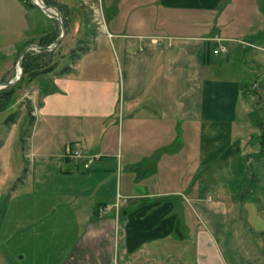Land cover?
<instances>
[{
	"label": "crops",
	"instance_id": "crops-1",
	"mask_svg": "<svg viewBox=\"0 0 264 264\" xmlns=\"http://www.w3.org/2000/svg\"><path fill=\"white\" fill-rule=\"evenodd\" d=\"M115 1H103L102 25L94 23L81 1L80 12L72 15L74 21L68 22L66 16V35L53 50L59 53L69 38L65 47L74 52L75 41L80 40L84 43L80 57L67 63L55 58L53 69L26 81H38L31 129L26 139L19 129L9 150H1L10 158L13 195L23 198L38 191L40 197L54 192L51 197L59 199L52 203V214H47L52 215L50 222L43 221L51 231H60V226L69 229L66 245L71 247L58 264H128L144 245L154 246L163 239L179 245L187 240L191 206L194 213L207 212L202 194L196 192L198 184L191 186L192 179L206 163L219 156L232 157L242 148L223 119L237 116L243 82L223 78L222 63L207 64L202 42L194 49L182 44L175 52V39L213 40L217 47H227L226 56L241 43L244 49L252 47L249 41L264 49V42H258L264 38V0ZM15 2L27 25L25 6L21 0ZM110 4L112 14L106 10ZM213 23L215 34L208 35ZM23 26L11 41L13 55H20L19 45L32 44L30 37L37 38L39 45H49L62 33L60 25L59 33L48 41L51 32L28 33ZM93 36L99 40L91 42ZM186 53L196 55L192 71L199 74L196 80H204L205 92L197 98L202 102L196 110L200 124L183 130L178 154H165L161 151L175 141L176 112L192 117L187 110L190 95L178 92L176 96L173 89L188 85L195 75L184 67L177 72L176 64ZM14 63L12 59L9 70ZM217 86L230 88L224 101L217 100ZM13 145H21L18 158ZM76 148H83L86 155L72 158L69 153ZM192 148L198 151L197 160L187 169ZM30 154L34 157L32 188L27 185L31 165H25ZM232 206L229 203L228 208ZM209 234L218 242L215 234ZM202 242L199 235L198 243ZM135 258L140 259L138 254Z\"/></svg>",
	"mask_w": 264,
	"mask_h": 264
},
{
	"label": "rangeland",
	"instance_id": "rangeland-1",
	"mask_svg": "<svg viewBox=\"0 0 264 264\" xmlns=\"http://www.w3.org/2000/svg\"><path fill=\"white\" fill-rule=\"evenodd\" d=\"M36 1H40L44 5L61 8L64 23H66V16L69 17L68 22L74 21L75 17L73 18L72 15L80 12L81 6L78 3L80 4L81 1L83 6L87 5L84 8L94 18V23L97 25L104 24L103 1L107 2V0ZM21 2L26 8L24 15L25 20L28 21L27 25H25L22 17V9L15 0H0V82L16 78L19 53L13 55L10 52L13 47L11 41L19 36L23 25L22 30L28 33L37 30L51 32V36L46 39L48 41L53 40V35L55 36L60 31L61 23L57 17L49 16L47 11L37 6L33 0H21ZM106 10L109 14L115 12L111 4L107 5ZM215 29L216 24L213 23L211 31L207 34H215ZM94 32L96 33V30ZM98 37L94 39L93 36L91 42H94V40L97 42ZM41 39L43 40V38ZM37 40V38L30 37L32 44H37ZM260 41L263 43L264 38H259L258 42ZM68 42L69 38L64 39L57 54L55 50L43 48L39 50L35 47L33 49L36 51L31 49L32 58L30 59L34 60L37 56L34 61L38 60L42 65L40 68L43 67L47 71L53 69L55 58L60 60L62 57L61 62L64 63L71 61L73 58L77 61L76 57H80V50L84 43L76 40V49L73 52L68 48L66 49L65 46ZM173 42L174 40H172ZM175 42L176 46L173 48L175 52L182 44L194 49L202 42V52H205V55L209 58L207 64L209 62H220L224 66L223 78L242 79L243 84L239 86L241 94L238 101L237 116L233 119H223L224 124L228 123L231 131L235 133V139L239 138L242 148L232 157L219 156L206 163L200 168L195 179L191 175L193 178L191 186L194 188L198 184L196 192L202 194L201 197L206 203L207 212L194 213L191 206L189 215L191 233L188 234L187 240L180 242L179 245L178 241L174 243L172 239L159 240L155 244L157 246L144 245L140 249L142 254L140 251L135 253L130 257L128 264H264V100L261 99V96H264L262 90L264 83L262 73L264 72V49L259 47L244 49L245 45L241 43L238 49H232L226 56L227 48L226 51L220 54L214 53L215 47L219 48L221 45L217 47L213 40L185 38L183 40L175 39ZM22 45H19V50H23ZM69 46L71 47V45ZM191 48H188V50H192ZM76 52L78 54H75ZM176 55L178 57L177 53ZM254 56L256 59H254ZM195 57V54H184L181 62L176 64V68H179L177 72L181 71L183 67L186 68L185 72L187 68L191 72ZM12 59L15 60V63L12 66L13 68L11 67L9 70ZM191 73L195 75L190 77L188 85H175L173 89L176 96L178 92L181 96L190 95L187 110L192 117L189 119L187 115L180 116L176 112L174 121L176 128L175 141L172 146L167 150H162L161 153L178 154L179 141L185 137L183 130L186 127L197 128L200 124L196 110H199V105L202 102H197V98L199 94L202 95L205 92L204 80L203 78L196 80L195 78L199 74L193 71ZM184 77L188 79L187 73ZM37 84L36 79L34 83L32 81L25 82L15 91L14 99L16 100L13 101L12 99L10 106L0 111V264H58L71 247L70 244L66 245L68 241L66 233L69 229L60 226V231L56 232L49 230L43 224L45 219H48L46 220L48 223L50 222L52 215L48 217L47 214L49 212L52 214L53 211H50L52 203L59 200L51 197L55 196L54 192L49 194L47 192V195L45 193L39 194L40 197H37L38 191H36L35 195L29 197L24 195L22 198L13 195L15 189L10 187V177H8L10 158L4 156V149L9 150V143L13 140L12 137L16 136L19 129H22L20 134L22 137L26 139L28 136L31 129L30 124L33 121L30 107L33 109V104L38 102V99H36L38 97ZM12 86L13 84H9L0 89V103L1 99H4L2 93L10 91ZM220 88L217 86L214 93H220L217 100L219 101L222 98L221 101H224L226 96L223 95L230 92V88L227 90H224L225 86L224 89ZM225 113H222V115ZM227 114L230 115V111ZM6 126L10 128V131L11 129L13 131L9 132ZM196 131L199 130L196 129ZM241 141H243L242 144ZM17 146L13 145V154H16L18 158L22 151L20 150L21 145L19 148ZM3 147L4 152L1 151ZM192 147H194V143H192ZM197 152L193 148L189 151L187 169L195 165ZM14 160L16 159H13L11 164ZM33 162L34 157L30 154L25 165L26 167L29 164L31 165L29 168L31 180L27 184L31 188L34 176ZM36 173H39L38 170H36ZM36 181H38V175H36ZM52 185L55 186L54 181ZM27 191H31V189ZM229 203L233 205L231 209L228 208ZM201 231L212 232L218 237V242L211 238L210 232ZM61 233L64 235L62 238ZM199 235L204 238L202 244L198 243ZM137 254L142 260L138 259L137 261V258H135ZM120 264H124L123 261Z\"/></svg>",
	"mask_w": 264,
	"mask_h": 264
},
{
	"label": "trees",
	"instance_id": "trees-1",
	"mask_svg": "<svg viewBox=\"0 0 264 264\" xmlns=\"http://www.w3.org/2000/svg\"><path fill=\"white\" fill-rule=\"evenodd\" d=\"M29 1V0H28ZM31 51L27 52L24 57H23V61H22V65L24 68V75L21 77V79L16 82L15 84H13L12 89L10 91H4L2 93V96L4 97V99H1V103H0V111L7 109L10 106V103L16 100L14 99L15 97V91L22 86L28 79H32L33 77L39 75L41 72H43L46 69H42L40 68L42 65L41 63L37 60V56H33L34 60H31L30 58H32V55L30 53ZM35 54V53H34ZM31 60V61H30ZM34 61V62H33ZM32 109V107H30V110ZM14 116V115H13Z\"/></svg>",
	"mask_w": 264,
	"mask_h": 264
},
{
	"label": "water",
	"instance_id": "water-1",
	"mask_svg": "<svg viewBox=\"0 0 264 264\" xmlns=\"http://www.w3.org/2000/svg\"><path fill=\"white\" fill-rule=\"evenodd\" d=\"M33 2L38 5L39 7H41L42 9L44 10H48V9H53L55 10L57 13H58V16H59V20H60V23H61V27H62V33L59 37V40L53 44V45H39V44H29L27 45L26 47H24V49L21 51L20 55H19V58H18V71H17V75H16V78L15 79H11L7 82H2L0 83V89L4 86H7V85H11V84H15L16 82H18L21 77L24 75V68H23V65H22V61H23V57L24 55L31 49L33 48H43V49H49V50H53L55 49V47L61 42V40L63 39L65 33H66V26H65V23H64V20L62 18V13L61 11L55 7V6H52V5H46V6H42L40 5L37 1L33 0Z\"/></svg>",
	"mask_w": 264,
	"mask_h": 264
},
{
	"label": "built area",
	"instance_id": "built-area-1",
	"mask_svg": "<svg viewBox=\"0 0 264 264\" xmlns=\"http://www.w3.org/2000/svg\"><path fill=\"white\" fill-rule=\"evenodd\" d=\"M51 16H54V15L51 14ZM251 45H253V44H251ZM221 49L223 51H226L225 46L221 47ZM219 51H220V49H215V52H219ZM69 154L72 158H77V157L84 156L86 154V152L83 148H76V149H73Z\"/></svg>",
	"mask_w": 264,
	"mask_h": 264
},
{
	"label": "bare ground",
	"instance_id": "bare-ground-1",
	"mask_svg": "<svg viewBox=\"0 0 264 264\" xmlns=\"http://www.w3.org/2000/svg\"><path fill=\"white\" fill-rule=\"evenodd\" d=\"M36 1V0H35Z\"/></svg>",
	"mask_w": 264,
	"mask_h": 264
}]
</instances>
